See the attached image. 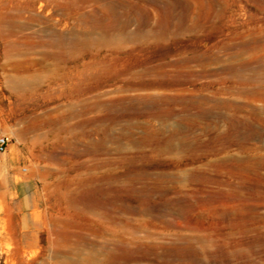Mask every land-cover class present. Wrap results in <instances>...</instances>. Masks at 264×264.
Wrapping results in <instances>:
<instances>
[{
    "label": "rangeland",
    "instance_id": "374dc122",
    "mask_svg": "<svg viewBox=\"0 0 264 264\" xmlns=\"http://www.w3.org/2000/svg\"><path fill=\"white\" fill-rule=\"evenodd\" d=\"M260 91L264 0H0V264H264Z\"/></svg>",
    "mask_w": 264,
    "mask_h": 264
},
{
    "label": "bare ground",
    "instance_id": "6f19581e",
    "mask_svg": "<svg viewBox=\"0 0 264 264\" xmlns=\"http://www.w3.org/2000/svg\"><path fill=\"white\" fill-rule=\"evenodd\" d=\"M122 35V34H121ZM124 35V34H123ZM141 35V34H140ZM144 35V34H143ZM142 36V35H141ZM146 37V39H148L150 42H154V41H160L161 40V36H159L156 33H153V31H148L146 33V35H144V38ZM123 38L125 40L131 41L134 44L139 43L140 39H142V37L139 36L138 33H128L123 36ZM122 38V39H123ZM145 39V40H146ZM164 39V38H163ZM144 40V41H145ZM90 42L92 41L89 40ZM95 40H93L92 42H94ZM98 43H110L113 44V46H117V45H121V41L122 40H117L115 38H111V37H107L104 36L101 40H97ZM88 40H81V41H75L74 45L77 47H81L82 48V44L83 45H88ZM91 42V43H92ZM90 44V43H89ZM141 44V43H140ZM144 44V43H143ZM142 44V45H143ZM70 45V44H69ZM168 70V69H167ZM165 69H163V67H161L160 70L158 71H153V70H145L144 72L140 73H134V76H129L127 73L129 71V68H126L125 73L127 74V77L124 79V83L126 84L127 87H133V88H153V87H158L161 85H164L165 83L168 84H176L177 82H179L180 80H182V78L180 77V74H175L172 71H167ZM183 75V74H182ZM91 78H95V75H90ZM188 76V75H187ZM88 78V77H87ZM86 78V79H87ZM89 79V78H88ZM185 80V79H184ZM77 91H79L81 89L80 85L75 86ZM260 95H264L263 92L260 91ZM180 96L179 95H169V94H158V95H146L143 93H140L136 96L130 97V98H121L122 101H129L131 104L129 105L130 108H126L129 110H135V109H141V110H146V111H151V112H156L158 115L162 114L164 115L166 112L168 113V109H162L161 104L166 102L167 100H169L170 102H175L176 100H179ZM182 98V97H181ZM184 99V97H183ZM120 100V101H121ZM187 101V100H186ZM185 101V103H186ZM108 102V101H107ZM90 103V102H89ZM88 103V104H89ZM92 103V102H91ZM99 102H93L90 105V108H99L100 107ZM120 105V104H119ZM122 105V104H121ZM111 106V105H110ZM197 106V105H196ZM87 107V106H86ZM106 107V106H105ZM193 107V106H192ZM195 107V106H194ZM110 109V108H109ZM154 110V111H153ZM171 112V111H170ZM169 112V113H170ZM260 112V111H259ZM153 114V113H152ZM156 114V115H157ZM155 115V114H154ZM157 115V116H158ZM169 115V114H168ZM165 116V115H164ZM162 118V117H161ZM165 123V122H164ZM150 131V130H149ZM18 136V135H17ZM21 136V135H20ZM19 137V136H18ZM151 137V136H149ZM61 139V138H60ZM26 170H29L28 168H25Z\"/></svg>",
    "mask_w": 264,
    "mask_h": 264
},
{
    "label": "built area",
    "instance_id": "2783aa9c",
    "mask_svg": "<svg viewBox=\"0 0 264 264\" xmlns=\"http://www.w3.org/2000/svg\"><path fill=\"white\" fill-rule=\"evenodd\" d=\"M7 144H8L7 137L0 135V152L5 151Z\"/></svg>",
    "mask_w": 264,
    "mask_h": 264
}]
</instances>
